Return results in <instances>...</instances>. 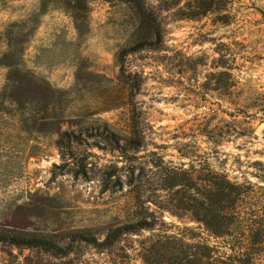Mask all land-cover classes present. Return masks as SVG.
<instances>
[{
    "label": "rangeland",
    "instance_id": "1",
    "mask_svg": "<svg viewBox=\"0 0 264 264\" xmlns=\"http://www.w3.org/2000/svg\"><path fill=\"white\" fill-rule=\"evenodd\" d=\"M144 1L159 37L133 0H0V238L42 242H0V264H111L84 238L102 241L137 200L157 224L112 254L141 264L139 241L166 228L209 239L160 217L164 168L264 190V0H232L227 24Z\"/></svg>",
    "mask_w": 264,
    "mask_h": 264
},
{
    "label": "trees",
    "instance_id": "2",
    "mask_svg": "<svg viewBox=\"0 0 264 264\" xmlns=\"http://www.w3.org/2000/svg\"><path fill=\"white\" fill-rule=\"evenodd\" d=\"M165 10H174L179 20L197 21L214 17L221 24L228 23L229 5L232 0H158ZM136 14L142 18L141 26L146 31L160 36V26L156 23V8L146 5L144 0H133ZM143 46V44H142ZM141 45L138 46L139 49ZM137 49L129 50L136 51ZM122 52V55L129 53ZM22 82H17V88ZM35 87L44 94L53 93L45 83H35ZM47 104H43L45 117L40 120L44 125L47 119ZM61 138V135H60ZM59 138V139H60ZM58 147L61 140L57 141ZM163 191L173 192L169 207L158 204L160 217L164 212L179 220L197 225L206 233L203 239L200 233L184 228L178 233L169 232V228L160 229L139 241V259L141 264H264V190L245 182L239 184L230 181L225 174L209 169L164 168L162 172ZM148 201L137 200V210L127 221L112 224L104 232L102 241L84 238V242L105 253L111 264H131L129 256L121 248V254L114 252L122 238L138 235L141 231L151 232L157 224V215L144 206ZM25 235L0 238V242L16 246L33 247L36 240ZM42 242L37 243L41 245ZM224 252H219V249ZM116 253V254H115ZM113 257V258H112Z\"/></svg>",
    "mask_w": 264,
    "mask_h": 264
}]
</instances>
